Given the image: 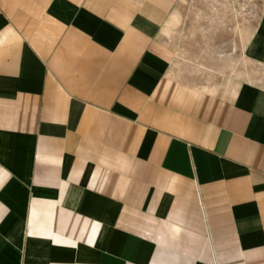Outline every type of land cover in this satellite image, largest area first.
Listing matches in <instances>:
<instances>
[{
  "label": "crops",
  "instance_id": "obj_1",
  "mask_svg": "<svg viewBox=\"0 0 264 264\" xmlns=\"http://www.w3.org/2000/svg\"><path fill=\"white\" fill-rule=\"evenodd\" d=\"M180 1L0 0V264H264V8L209 76Z\"/></svg>",
  "mask_w": 264,
  "mask_h": 264
},
{
  "label": "rangeland",
  "instance_id": "obj_2",
  "mask_svg": "<svg viewBox=\"0 0 264 264\" xmlns=\"http://www.w3.org/2000/svg\"><path fill=\"white\" fill-rule=\"evenodd\" d=\"M264 8V0H181L165 42L175 64L200 75L247 72L244 45Z\"/></svg>",
  "mask_w": 264,
  "mask_h": 264
}]
</instances>
